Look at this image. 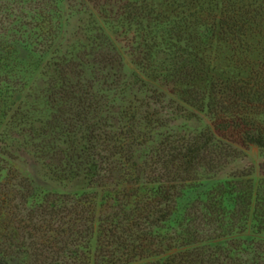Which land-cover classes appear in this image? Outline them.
Instances as JSON below:
<instances>
[{
	"label": "trees",
	"instance_id": "obj_1",
	"mask_svg": "<svg viewBox=\"0 0 264 264\" xmlns=\"http://www.w3.org/2000/svg\"><path fill=\"white\" fill-rule=\"evenodd\" d=\"M132 1L129 14L147 8ZM177 1L167 38L160 36L176 60L163 77L210 125L167 136L141 166L134 145L115 133L104 157L78 144L69 176L84 174L82 192L38 188L7 160L14 150L0 149V264H264V178L256 185L244 170L215 177L240 148L264 149V0ZM61 16L59 0H0V107L26 86L19 47L49 54ZM161 17L169 20H154ZM213 38L230 46L236 76L208 79Z\"/></svg>",
	"mask_w": 264,
	"mask_h": 264
},
{
	"label": "rangeland",
	"instance_id": "obj_2",
	"mask_svg": "<svg viewBox=\"0 0 264 264\" xmlns=\"http://www.w3.org/2000/svg\"><path fill=\"white\" fill-rule=\"evenodd\" d=\"M143 1L147 8L142 13L129 14L125 7L132 0H59L61 30L54 49L37 58L19 47L26 86L1 104L0 149L14 150L15 159L4 157L38 188L57 193L88 189L84 174L69 176L76 166L72 161L82 154L78 144L97 146L95 153L104 157L115 133L117 142L123 137V143L134 145L141 166L167 136L189 135L210 125L209 117L182 101L171 79L163 77L164 69L176 62L160 39L167 38L174 19V0ZM157 13L169 20H154ZM207 44L205 54L214 66L208 79L236 76L239 69L230 46L216 38ZM34 123L44 133L31 131ZM33 146L34 154L28 150ZM16 149L25 157H18ZM243 170L257 185L264 178V149L240 148L215 177ZM203 184L210 187L212 182ZM251 236L248 231L243 238Z\"/></svg>",
	"mask_w": 264,
	"mask_h": 264
}]
</instances>
